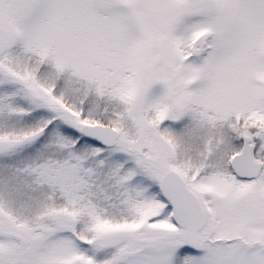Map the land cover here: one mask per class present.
I'll return each mask as SVG.
<instances>
[{
	"label": "snow or ice",
	"instance_id": "1",
	"mask_svg": "<svg viewBox=\"0 0 264 264\" xmlns=\"http://www.w3.org/2000/svg\"><path fill=\"white\" fill-rule=\"evenodd\" d=\"M0 264H264V0H0Z\"/></svg>",
	"mask_w": 264,
	"mask_h": 264
}]
</instances>
